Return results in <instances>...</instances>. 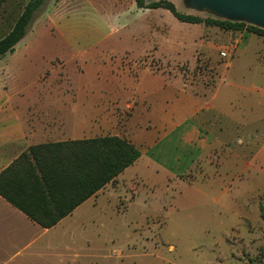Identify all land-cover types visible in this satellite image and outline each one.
<instances>
[{"label":"crops","instance_id":"0c3cea01","mask_svg":"<svg viewBox=\"0 0 264 264\" xmlns=\"http://www.w3.org/2000/svg\"><path fill=\"white\" fill-rule=\"evenodd\" d=\"M29 1L5 0L2 11L18 17ZM164 10L140 9L133 0H46L25 38L0 59V174L31 146L46 143L117 136L141 152L134 165L51 229L0 196V264H67L68 231L63 225L74 215L85 218L81 209L91 202L103 213L117 194H129L136 187L123 209L126 213L137 202L139 189L152 195L162 186L163 195L180 194L182 188L200 192L197 183L185 178L216 149L222 155L224 113L215 106L219 83L212 90L195 92L179 76L138 65L136 61L150 52L160 58L164 52L184 49L185 40L165 43L162 35L158 38L159 31L170 32L163 19L170 16ZM132 12L158 18L134 32L127 21ZM8 20L1 15L0 26L7 27ZM101 28L105 35L98 44L106 53L87 52L84 44L95 40ZM53 31L55 37L49 38ZM231 33L230 38L237 37L236 52L245 54L255 36L264 46L263 37L256 34ZM144 37L141 51L133 47ZM212 177L207 181L221 175ZM245 227L250 239V224Z\"/></svg>","mask_w":264,"mask_h":264},{"label":"rangeland","instance_id":"374dc122","mask_svg":"<svg viewBox=\"0 0 264 264\" xmlns=\"http://www.w3.org/2000/svg\"><path fill=\"white\" fill-rule=\"evenodd\" d=\"M167 1L184 14L218 19L190 9L186 0ZM62 9L69 11L66 6ZM164 11L170 16L163 17L170 32L159 31L158 38L163 37L165 43L185 40L184 49L164 52L160 58L152 50L136 62L181 77L195 92L212 90L219 83L215 106L220 105L224 113L220 119L225 137L222 155L216 149L185 178L207 195L187 188L168 195L160 193L165 192L163 186L154 195L139 189L137 202L126 213L123 209L136 187L129 194H117L112 207L103 213L91 202L81 209L87 213L85 218L74 215L63 225L68 231L67 264H264V46L257 41L262 39L255 36L241 54L240 49H231L237 46V37L230 38L231 32L241 31L182 23ZM1 15L9 19L7 27L0 26V35H5L17 15L6 10ZM156 18L155 14L132 12L127 21L135 32ZM184 25L186 30L181 28ZM243 31L251 33L246 28ZM55 34L53 31L48 37ZM104 35L101 28L95 40L84 44L85 50L97 54L106 51L98 44ZM145 38H139L133 47L141 51ZM222 52L228 57L221 56ZM215 173L221 178L207 181ZM220 197L227 201L225 205ZM246 222L253 232L250 239Z\"/></svg>","mask_w":264,"mask_h":264},{"label":"trees","instance_id":"16d2710c","mask_svg":"<svg viewBox=\"0 0 264 264\" xmlns=\"http://www.w3.org/2000/svg\"><path fill=\"white\" fill-rule=\"evenodd\" d=\"M140 9H166L180 22L205 24L225 31L264 37V30L246 23L202 18L178 11L167 0H134ZM5 0H0V17ZM46 0H30L0 39V59L12 53L27 35L35 13ZM141 157L130 141L105 136L31 146L0 174V196L44 229H51L113 182Z\"/></svg>","mask_w":264,"mask_h":264},{"label":"water","instance_id":"95a60500","mask_svg":"<svg viewBox=\"0 0 264 264\" xmlns=\"http://www.w3.org/2000/svg\"><path fill=\"white\" fill-rule=\"evenodd\" d=\"M187 6L220 20L246 23L264 30V0H186Z\"/></svg>","mask_w":264,"mask_h":264},{"label":"built area","instance_id":"2783aa9c","mask_svg":"<svg viewBox=\"0 0 264 264\" xmlns=\"http://www.w3.org/2000/svg\"><path fill=\"white\" fill-rule=\"evenodd\" d=\"M231 49H232V50H235V46L232 45V46H231ZM221 56H223V57H228V53H226V52H222V53H221Z\"/></svg>","mask_w":264,"mask_h":264}]
</instances>
